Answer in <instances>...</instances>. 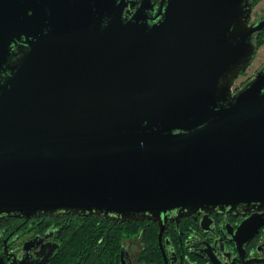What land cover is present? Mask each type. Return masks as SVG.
<instances>
[{
	"label": "water",
	"instance_id": "obj_1",
	"mask_svg": "<svg viewBox=\"0 0 264 264\" xmlns=\"http://www.w3.org/2000/svg\"><path fill=\"white\" fill-rule=\"evenodd\" d=\"M253 9L0 0V218L162 232L194 214L264 210V68L234 92L264 33Z\"/></svg>",
	"mask_w": 264,
	"mask_h": 264
},
{
	"label": "flooded vegetation",
	"instance_id": "obj_2",
	"mask_svg": "<svg viewBox=\"0 0 264 264\" xmlns=\"http://www.w3.org/2000/svg\"><path fill=\"white\" fill-rule=\"evenodd\" d=\"M149 1L155 13L167 4ZM26 53L19 48L11 60ZM164 226L77 214L0 218V264H264V210L194 214Z\"/></svg>",
	"mask_w": 264,
	"mask_h": 264
},
{
	"label": "rangeland",
	"instance_id": "obj_3",
	"mask_svg": "<svg viewBox=\"0 0 264 264\" xmlns=\"http://www.w3.org/2000/svg\"><path fill=\"white\" fill-rule=\"evenodd\" d=\"M264 16V0H257V4L254 6L252 12V19L251 21L254 22L259 18ZM257 41V38H256ZM264 68V44L257 48L255 58L249 67V69L240 76V78L236 81L235 87L236 88H243L249 82H251L255 76V74Z\"/></svg>",
	"mask_w": 264,
	"mask_h": 264
},
{
	"label": "trees",
	"instance_id": "obj_4",
	"mask_svg": "<svg viewBox=\"0 0 264 264\" xmlns=\"http://www.w3.org/2000/svg\"><path fill=\"white\" fill-rule=\"evenodd\" d=\"M257 4V0H254L253 7ZM264 44V33L258 34L256 46L257 48L261 47Z\"/></svg>",
	"mask_w": 264,
	"mask_h": 264
}]
</instances>
